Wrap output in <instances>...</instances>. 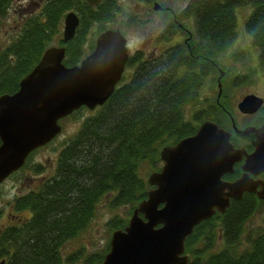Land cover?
I'll return each mask as SVG.
<instances>
[{"label":"trees","instance_id":"trees-1","mask_svg":"<svg viewBox=\"0 0 264 264\" xmlns=\"http://www.w3.org/2000/svg\"><path fill=\"white\" fill-rule=\"evenodd\" d=\"M11 1L0 0V26ZM242 5L250 7L245 31L264 63V0H188L184 10L196 23L189 52L176 43L157 55L136 52L128 58L126 66H133L132 71L122 75L103 104L82 118L62 145L51 178L15 199L14 210L27 209L29 215L0 229L4 264H58L57 247L87 226L103 194L111 193L110 207L129 204L131 209L145 197L149 186L138 175L140 164L146 163L150 172L158 170L160 148L192 134L204 116L219 109L220 100L204 95L202 87L208 80L216 85L218 69L223 79L219 60L235 34L234 10ZM73 7L79 25L70 40L59 38L57 43L64 47L66 66L84 56L87 27L100 21V32L111 15L82 0H46L39 14L27 16L11 42L0 49V94L17 89L19 79L49 46L45 43L58 35L62 15ZM187 105L195 107L191 119L184 116ZM208 118L224 128L220 119ZM248 194L230 199L223 213L214 212L193 227L184 241L188 264H264V214L260 227H245L264 200ZM109 224L116 229L125 222ZM217 241L220 246L213 250ZM107 249L106 245L100 253H88L83 264H97Z\"/></svg>","mask_w":264,"mask_h":264},{"label":"water","instance_id":"water-1","mask_svg":"<svg viewBox=\"0 0 264 264\" xmlns=\"http://www.w3.org/2000/svg\"><path fill=\"white\" fill-rule=\"evenodd\" d=\"M77 24L73 12L64 15L63 41L73 36ZM63 57V46H47L17 89L0 94V182L60 131L59 119L81 106L92 110L104 103L127 60L125 40L117 29H106L77 64L66 66ZM216 85L218 97L219 80ZM260 102L248 94L237 106L240 112H252ZM238 132L254 138L250 153L234 147L230 132L210 119L162 146V164L146 177L145 197L132 208L126 224L111 231L108 249L97 264H188L184 241L195 225L214 212L223 213L230 199H240L245 191L263 199L264 181L246 174L230 181L221 178L242 155L244 171L255 175L264 169V122Z\"/></svg>","mask_w":264,"mask_h":264},{"label":"rangeland","instance_id":"rangeland-1","mask_svg":"<svg viewBox=\"0 0 264 264\" xmlns=\"http://www.w3.org/2000/svg\"><path fill=\"white\" fill-rule=\"evenodd\" d=\"M46 0H13L8 7L0 26V49L11 42L19 30L22 21L29 15L39 14V8ZM111 1L112 16L111 21L102 23L105 27H117L124 33L128 54L137 51L144 56L159 54L163 48L168 47L175 41H180L178 32L173 31V26L169 22L177 20L182 22L185 27L193 28L195 23L192 16L181 18L172 15L168 16L164 11H153L149 3L143 0H108ZM188 0H156L162 6H168L174 13L180 12ZM108 8V9H109ZM248 5L236 7L235 13V34L228 46V51L220 57L219 63L225 70L222 75L216 76L220 82V94L217 97V86L211 80L206 81L202 87L203 94L209 95L214 99L220 100L219 112L217 109L208 117L220 119L225 130L232 132V123L236 129L243 130L248 127V123L260 113L248 117L242 114L238 109V103L241 98L248 95V92L264 96V63L258 59V49L249 42V37L245 31L244 22L249 12ZM100 21L91 22L85 34V43L83 51L89 50V44L93 42L99 29ZM165 26L167 33L172 32V38L166 41L160 35V30ZM62 25L59 28L58 35L45 45L58 46L57 40L61 39ZM166 34V33H165ZM164 34V35H165ZM243 56L240 57V55ZM222 71V70H221ZM130 73V69L126 71ZM125 77V78H126ZM208 82V83H207ZM254 95V94H250ZM203 97V96H201ZM258 97V96H257ZM215 100V99H214ZM195 107L185 106L184 116L191 119L192 111ZM207 110V109H205ZM204 110V111H205ZM92 110L86 108L75 114H68L58 120L60 131L46 144L35 148L26 158L19 170L9 175L0 183V229L5 226L18 224L22 217H27V209L15 211L13 204L15 197L23 195L30 190H37L43 181L51 178L58 154L65 141L77 130L82 118L88 116ZM212 120V119H210ZM249 121V122H248ZM199 124V123H198ZM233 129V130H232ZM236 145L239 141L235 140ZM158 168L161 161L157 162ZM154 171V170H153ZM150 173V168L146 163H142L138 169V175L146 180ZM111 193L103 194L94 205L93 213L87 226L76 236L65 239L58 247V264H83L85 255L91 252H102L105 246H108L110 233L113 230L109 228L111 220H122L127 222L131 213L129 204H120L110 207L108 199ZM264 200V199H262ZM264 214V201L258 204L256 211L246 222L245 227H260L262 216ZM17 218V219H16ZM220 242L217 241L213 250L218 249Z\"/></svg>","mask_w":264,"mask_h":264},{"label":"flooded vegetation","instance_id":"flooded-vegetation-1","mask_svg":"<svg viewBox=\"0 0 264 264\" xmlns=\"http://www.w3.org/2000/svg\"><path fill=\"white\" fill-rule=\"evenodd\" d=\"M143 1H146L147 3H149V5H150V7L153 9V11H155V12H157V11H164L165 13H167L168 14V16H170V15H172L174 18H176V16L178 15V16H180L181 18H183V17H187L189 14L184 10L185 8L183 7V8H181V10H180V12H178L177 14L176 13H174V11H172V9L170 8V7H168V6H162L159 2H156V0H143ZM45 2V1H44ZM82 2L85 4V5H87L89 8H99V9H106L107 10V13L109 14V15H111L112 16V10H111V7L109 8V4H110V6H111V1H108V0H96L95 2H93V3H90V1L89 0H82ZM75 8H82L81 6L80 7H75ZM74 7L72 8V9H69V10H67L63 15H62V17H61V20H60V26L62 25V31H61V38H62V33H63V18H64V15L67 13V12H73L75 15H76V17H77V19H78V24H77V26L79 25V15H78V10L77 9H75ZM109 8V9H108ZM40 9V8H39ZM108 18H109V16H108ZM113 17H111V19H112ZM111 19L109 20V19H107L108 21H106L105 23H107V22H109V21H111ZM193 22H194V20H193ZM174 28H173V31L174 32H178V34H179V37L181 38V40L180 41H175L174 43H171L170 45H168V47H166V48H163L162 49V52L165 50V49H168V48H170L171 46H173V45H175L176 43H179V45H185V47L186 48H188L187 49V51L189 52V43H190V41H192V40H195V37H196V33H195V30H193V28H188V27H185L184 26V24L182 23V22H179V21H177V20H174V22L172 21V22H169ZM195 23V22H194ZM196 24V23H195ZM77 26L75 27V30H76V28H77ZM105 26V25H104ZM87 29H88V27H87ZM106 29H117L119 32H120V34L123 36V38H124V33L118 28V26L117 27H114V28H110L108 25L103 29V30H101L100 32H98V30H97V33H96V35H95V37H94V40H93V42H92V45L91 46H89L88 48H89V50L86 52V53H84V56L85 55H87L91 50H92V48H93V45H94V42H95V39H96V37L99 35V33H101L102 31H104V30H106ZM75 30H74V33H75ZM166 33V34H165ZM160 35H162L164 38H165V40L166 41H169L171 38H172V32L171 31H169L168 33H167V27L165 28V26L162 28V30H160V33H159ZM165 34V35H164ZM74 35V34H73ZM73 37V36H72ZM71 37V38H72ZM70 38V39H71ZM70 39H68V40H70ZM67 40V41H68ZM124 40H125V38H124ZM84 46V45H83ZM85 47V46H84ZM125 47H126V40H125ZM126 52H127V60H128V58L129 57H132L133 55H135L136 54V52L137 51H134L133 53H131V54H128V51H127V47H126ZM153 55H155V54H152L151 56H153ZM84 56H82L78 61H77V63L84 57ZM142 56H144V54H142ZM241 56H243V54H241L240 55V57ZM127 60H126V62H127ZM126 62H125V64H124V66H123V69H122V72H121V75H120V79L116 82V84L117 83H119V81L121 80V77H122V75H125V73H126V71L127 70H129L130 69V72L132 71V67L133 66H129V67H127L126 66ZM77 63H75V64H77ZM74 65V64H73ZM219 70L220 69H218V72H219ZM222 72L223 71H221L220 70V72H219V74L220 75H222ZM219 74H218V76H219ZM216 81H217V79H216ZM115 84V85H116ZM248 94H254L255 96H258L259 98H260V100H261V102H260V105L257 107V109L256 110H254V111H252V112H245V113H243L242 112V114L243 115H245V116H248V117H251V116H254L256 113H260L259 115H257V116H255L254 117V119L253 120H251L249 123H248V127H253V128H258V127H260L262 124H263V122H264V96H262V95H257V93L256 92H254V93H251V92H248ZM215 101L217 100V98H216V95H215ZM234 129V128H233ZM232 129V130H233ZM238 140L239 141V145L237 144L236 145V142H235V140ZM253 140H254V138L253 137H251V136H248V135H241V134H239V132L238 131H236V129H234L232 132H230V142L233 144V146L234 147H237V148H243L244 149V151L246 152V153H250L252 150H253ZM31 153V152H30ZM29 153V154H30ZM28 154V155H29ZM28 155H27V157H28ZM26 157V158H27ZM26 158H25V160H26ZM25 160H24V162H25ZM243 162H244V156L242 155L241 157H240V159L239 160H237V161H234V163H233V167H232V171L231 172H226V173H223L222 174V176H221V178L223 179V180H228V181H230V180H233V179H235V178H237V177H239L240 175H242V174H246V175H248V177H250V178H252L253 180H256L257 182L258 181H264V169H262V170H260V171H258L255 175H252L250 172H248V171H244L243 169H242V164H243ZM24 164V163H23ZM161 164H162V162H161ZM22 167V166H21ZM19 170V168L17 169V170H15V171H13V172H11L10 174H8L3 180H5L9 175H11L12 173H14V172H16V171H18ZM228 174H233V176L234 177H232V178H227V175ZM2 180V181H3ZM1 181V182H2ZM0 182V183H1ZM255 189H256V191L259 189V185H257L256 187H255ZM243 193H250L251 195H253V196H255L256 198H257V196H256V192H254V191H250V192H248V191H245V192H243ZM22 195H20V196H18V197H15V199H17V198H19L20 199V197H21ZM257 199H260V198H257ZM264 199V198H263ZM15 201V200H14ZM17 219V218H16Z\"/></svg>","mask_w":264,"mask_h":264},{"label":"bare ground","instance_id":"bare-ground-1","mask_svg":"<svg viewBox=\"0 0 264 264\" xmlns=\"http://www.w3.org/2000/svg\"><path fill=\"white\" fill-rule=\"evenodd\" d=\"M232 175H233V174H232ZM249 194H250V193H249ZM249 194H248V195H249ZM250 195H251V194H250ZM243 197H244V196H243Z\"/></svg>","mask_w":264,"mask_h":264}]
</instances>
